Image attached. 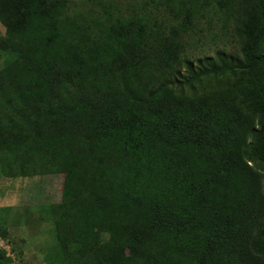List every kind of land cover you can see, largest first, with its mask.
<instances>
[{
	"label": "trees",
	"instance_id": "16d2710c",
	"mask_svg": "<svg viewBox=\"0 0 264 264\" xmlns=\"http://www.w3.org/2000/svg\"><path fill=\"white\" fill-rule=\"evenodd\" d=\"M0 24L1 171L66 179L47 264H264V0H0ZM201 35L238 60L194 67Z\"/></svg>",
	"mask_w": 264,
	"mask_h": 264
},
{
	"label": "rangeland",
	"instance_id": "374dc122",
	"mask_svg": "<svg viewBox=\"0 0 264 264\" xmlns=\"http://www.w3.org/2000/svg\"><path fill=\"white\" fill-rule=\"evenodd\" d=\"M0 34L8 36L9 32L0 25ZM193 41L187 56L194 67L199 66L198 60H215L218 53L238 60L240 47L235 43L224 47L221 42H209L207 35ZM14 57L12 52H0V68ZM65 180L61 175H35L20 188L16 179L4 176L0 166V247L12 259L10 264H47L45 257L55 243L51 230L54 225L52 220L37 216L36 208L60 203ZM3 229L8 233L4 238Z\"/></svg>",
	"mask_w": 264,
	"mask_h": 264
},
{
	"label": "clouds",
	"instance_id": "9594fccd",
	"mask_svg": "<svg viewBox=\"0 0 264 264\" xmlns=\"http://www.w3.org/2000/svg\"><path fill=\"white\" fill-rule=\"evenodd\" d=\"M1 25V24H0ZM1 26H3V25H1ZM4 27V26H3ZM6 30H7V28L6 27H4ZM8 31V30H7ZM6 65V64H5ZM5 65L3 66V67H5ZM5 176V175H4ZM6 177V176H5ZM7 178V177H6ZM8 255V254H7ZM9 256V255H8Z\"/></svg>",
	"mask_w": 264,
	"mask_h": 264
}]
</instances>
